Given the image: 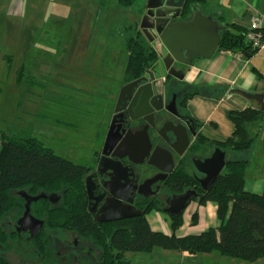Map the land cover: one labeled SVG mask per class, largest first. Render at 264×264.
Listing matches in <instances>:
<instances>
[{
	"label": "trees",
	"instance_id": "16d2710c",
	"mask_svg": "<svg viewBox=\"0 0 264 264\" xmlns=\"http://www.w3.org/2000/svg\"><path fill=\"white\" fill-rule=\"evenodd\" d=\"M133 3L134 0H118V4L125 8ZM192 8H198L209 18L218 21L220 50L241 55L255 52L245 39L246 29L227 23L223 15L217 13L206 0H184L182 16H187ZM129 28L132 32L124 41L128 54L125 80L139 78L159 59L152 42L138 25L131 24L126 30ZM189 96L187 92L184 108ZM228 116L234 128L225 141L214 143L207 140L200 130L197 132L198 141L214 145L226 154L221 173L207 190L198 188L200 196L193 199L198 205L214 203L219 223L199 233L182 236L175 234L182 225V214L169 216V234L150 229L145 214L151 209L159 211L155 204L128 219L97 223L86 207L84 172L80 166L56 154L36 137L16 138L0 130V264H11L6 256L10 250L19 253L17 241L20 233L15 228L24 211L25 200L21 191L32 196H58L55 204L42 197L30 204V213L43 221V227L29 241L34 248L31 256L35 264H55L50 242L60 231L73 233L98 247V264H131L125 257L126 252H149L154 247L190 255L217 251L221 255L246 261L263 258L264 190L260 193L244 190L248 160L229 158L231 153L250 149L256 137L253 130L262 119V111L247 106L239 111H230ZM197 144L195 142L193 148ZM170 183L174 184L175 190L181 191L192 185L193 181L180 164L173 172ZM197 219V212H193L191 224H196Z\"/></svg>",
	"mask_w": 264,
	"mask_h": 264
},
{
	"label": "rangeland",
	"instance_id": "374dc122",
	"mask_svg": "<svg viewBox=\"0 0 264 264\" xmlns=\"http://www.w3.org/2000/svg\"><path fill=\"white\" fill-rule=\"evenodd\" d=\"M146 5L147 0H134L127 8L118 0H23L21 17L7 19L3 11L0 130L16 138L36 137L56 154L86 163V141L110 114L109 105L95 93L109 85L116 87L124 77L128 57L124 41L132 32L126 26L137 23L148 38L155 34ZM244 153H231L229 158ZM66 237L73 242L72 235ZM53 246L63 255L61 244L53 241ZM23 247L33 251L29 244ZM23 253L19 248V258L12 249L6 256L11 264H20L19 259L35 264L31 253L27 256L30 262ZM125 257L131 264H264V257L246 261L217 251L190 255L160 247L128 251ZM88 258H80L79 264H95L93 256ZM73 263L67 256L66 264Z\"/></svg>",
	"mask_w": 264,
	"mask_h": 264
},
{
	"label": "flooded vegetation",
	"instance_id": "af4514ba",
	"mask_svg": "<svg viewBox=\"0 0 264 264\" xmlns=\"http://www.w3.org/2000/svg\"><path fill=\"white\" fill-rule=\"evenodd\" d=\"M178 66L181 69L186 67V65L182 64ZM148 71L149 69L142 76L135 79L125 80L123 77L116 87L109 85V87H106L100 93H95V96L100 95L102 103L109 105V117L107 120L100 121L101 123L98 124V128H95L90 134L89 139H87V151L84 156L86 157V163L81 164L69 159L83 169V185L87 195L86 207L97 223L124 220L98 221V218L105 216L103 210L111 204V195L113 193L123 194L124 198L127 199L120 208L124 209V206L128 205L130 210L142 213L149 205L155 204L166 217L172 216V213L177 210L178 203L176 199L180 195L187 194L191 200L200 196L198 190L200 188L199 180L204 175L196 170L193 161L195 159L203 160L210 156L216 146L211 148L206 142L198 141L197 132L199 124L191 120L183 106L188 90L176 80L173 81L171 77L161 79L162 83L154 86L155 91H158V93H154L153 106L155 109L145 119L143 117L133 118L136 115L134 100L133 96L129 99V95H131V92L133 93L136 86L134 88L127 86L123 89L121 99L117 104L119 92L123 86L140 78L137 86L145 85L149 82L148 77L142 79V77L147 75ZM115 108H117V111H114ZM144 109L146 107L142 103L139 111ZM187 126L190 130L195 131L196 134L192 136L190 130L187 128L189 143L182 154L179 155L171 147L174 142V136L170 130L166 129L178 127V130H181L182 127ZM144 130L151 144L150 153L156 146L167 149L171 153L173 166L170 171L166 172L163 170L168 169L169 165L162 162L158 157L153 158L152 163H150V155L142 158L141 154L145 152V146L142 144L141 137L134 134ZM107 137L108 140L106 142ZM121 141L122 143H120ZM195 142H198V144L196 148H193ZM118 143L119 145L116 147ZM134 160H140L141 162L136 164L133 162ZM180 164L183 165L186 173L191 176L193 181L192 185L187 186L181 191L175 190L174 184L170 183L173 172ZM109 166H114V173H111L108 169ZM48 196L52 197L49 198ZM48 196L46 199L50 203L55 204L57 202L58 196L56 194ZM16 231L20 233L19 240L17 241L18 247L23 249V256L27 258L31 251L24 250L23 245L25 243L29 244L34 250L33 246L29 243L31 236L27 230L18 231L16 229ZM67 234L74 237L72 243L67 240ZM52 240L54 241V245L55 243L61 244L63 255H60V252L55 250ZM52 240L50 243L54 249L53 261L55 264H66L67 256L72 257L73 261L76 262L73 264H79L78 260L80 258H86L88 261L89 256H93L95 264L99 262L100 249L86 239H81L73 233L63 231L62 234L58 233ZM96 248L99 252L96 251ZM18 255L20 258L19 253ZM57 260L60 263H57ZM19 261L20 264H24L23 260L19 259ZM26 261L30 262L31 259L27 258Z\"/></svg>",
	"mask_w": 264,
	"mask_h": 264
},
{
	"label": "crops",
	"instance_id": "0c3cea01",
	"mask_svg": "<svg viewBox=\"0 0 264 264\" xmlns=\"http://www.w3.org/2000/svg\"><path fill=\"white\" fill-rule=\"evenodd\" d=\"M206 3L223 15L227 23L237 24L244 29L249 27L251 13L258 12L264 17V0H206ZM22 5L23 0L2 1L0 22L3 11H5L3 17L7 19L21 17ZM26 36L30 38V32L26 33ZM26 47L29 48V39ZM174 64L176 76L170 75L172 80L180 82L190 93L185 102L187 114L199 124V130L207 140L214 143L225 141L233 131L234 125L228 116L229 112L239 111L247 106L255 107L254 97L259 99L261 94L263 110L258 109L262 111V119L253 130L256 137L250 149L243 151L245 153L239 158L247 159V168L250 166L246 171L245 178H248V181L244 179V190L262 192L264 190V54L253 52L241 55L217 50L211 56H194L191 65L183 69L178 66L179 64ZM210 146L213 148L214 145ZM193 212H197L198 219L196 224L192 225L190 218ZM181 214L182 225L175 231L177 236L196 234L219 223L216 206L212 202L198 205L196 201L191 200ZM145 218L151 230L165 234L171 232L169 218L164 217L160 211L152 209L145 214ZM182 258L181 254L180 259Z\"/></svg>",
	"mask_w": 264,
	"mask_h": 264
},
{
	"label": "water",
	"instance_id": "95a60500",
	"mask_svg": "<svg viewBox=\"0 0 264 264\" xmlns=\"http://www.w3.org/2000/svg\"><path fill=\"white\" fill-rule=\"evenodd\" d=\"M183 6L184 0H178L177 2L174 0H147L146 7L148 9V14L146 15L151 24L150 26L155 28V34L152 38H148L145 34L144 35L152 42V46L156 50L159 59L149 69L147 75L142 77V79L148 77V83L137 86L140 82V78L123 86L119 92L117 104L121 99L123 89L127 86H130L131 88L136 86L135 90L133 89V93L131 92V95H129V99L133 96L134 100V111L136 112V115L133 118L143 117L145 119L146 116L155 109L153 106V99L154 93H158V91H155L154 86L160 85L162 83V77H166V75L176 76V66L174 63L188 66L191 65L194 56H211L215 51L220 50L218 33L220 25L218 24V21L209 18V16L205 15L198 8H192L187 16L183 17L181 13ZM261 98V94L259 95V99L254 97L253 105L263 110ZM142 103H144L146 109L139 111ZM114 111H117V108H115ZM191 120L194 122L193 119ZM187 128L190 130L188 126L182 127L181 130H178V127L166 129L170 130L173 134L174 142L171 147L175 149L179 155L182 154L189 143ZM190 132L192 136L196 134L193 130H190ZM134 135H139L143 141L142 144L145 146V152L141 154L142 158L150 155L151 162H149L152 163V159L158 157L162 162L169 165L168 169L163 170L166 172L170 171L173 164L169 150L156 146L150 153L151 144L149 143L146 131L136 132ZM107 140L108 137L106 142ZM122 141L120 143H122ZM118 145L119 143L116 147H118ZM225 159V152L220 148L215 147L210 156L203 160L195 159L193 161L196 170L204 175V177L199 180L200 188L207 190L210 187L224 168ZM140 160H134L133 162L137 164L141 162ZM108 169L111 173H114L115 171L114 166H109ZM20 194L24 197L25 203L24 211L17 220L16 229L18 231L27 230L29 235L33 237L36 232L43 227V221L35 218L30 213V204L41 197L47 198V196L45 194L32 196L24 191H21ZM48 197L50 198L52 196ZM111 197V204L103 210L105 216L98 218V221H114L131 218L140 214V212L130 210L128 205L124 206V209L120 208V206L123 205V202L127 201L123 194L113 193ZM197 198L195 197L193 199ZM176 200L178 208L172 213L173 215L181 214L191 199L187 194H183Z\"/></svg>",
	"mask_w": 264,
	"mask_h": 264
},
{
	"label": "built area",
	"instance_id": "2783aa9c",
	"mask_svg": "<svg viewBox=\"0 0 264 264\" xmlns=\"http://www.w3.org/2000/svg\"><path fill=\"white\" fill-rule=\"evenodd\" d=\"M245 39L251 49L264 54V17L258 12H253L249 17V27L246 29ZM165 77H162L164 79Z\"/></svg>",
	"mask_w": 264,
	"mask_h": 264
}]
</instances>
